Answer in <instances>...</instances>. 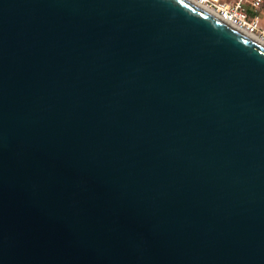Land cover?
I'll use <instances>...</instances> for the list:
<instances>
[{
  "label": "water",
  "instance_id": "water-1",
  "mask_svg": "<svg viewBox=\"0 0 264 264\" xmlns=\"http://www.w3.org/2000/svg\"><path fill=\"white\" fill-rule=\"evenodd\" d=\"M0 264H264V47L186 0H0Z\"/></svg>",
  "mask_w": 264,
  "mask_h": 264
},
{
  "label": "built area",
  "instance_id": "built-area-1",
  "mask_svg": "<svg viewBox=\"0 0 264 264\" xmlns=\"http://www.w3.org/2000/svg\"><path fill=\"white\" fill-rule=\"evenodd\" d=\"M201 1L222 22L264 41V25L258 16L264 6V0H233L229 4L221 3L220 0Z\"/></svg>",
  "mask_w": 264,
  "mask_h": 264
},
{
  "label": "bare ground",
  "instance_id": "bare-ground-1",
  "mask_svg": "<svg viewBox=\"0 0 264 264\" xmlns=\"http://www.w3.org/2000/svg\"><path fill=\"white\" fill-rule=\"evenodd\" d=\"M187 2L191 3L192 5L198 7L199 9L205 11L206 13L212 15V16H215V14L210 11L208 8H206L204 5H203V2L201 0H186ZM244 35H246L244 32H242ZM248 36L249 38H251L252 40L256 41L257 43H259L260 45H262L264 47V41H261L259 39H257L256 37H253V36H249V35H246Z\"/></svg>",
  "mask_w": 264,
  "mask_h": 264
},
{
  "label": "rangeland",
  "instance_id": "rangeland-1",
  "mask_svg": "<svg viewBox=\"0 0 264 264\" xmlns=\"http://www.w3.org/2000/svg\"><path fill=\"white\" fill-rule=\"evenodd\" d=\"M233 0H220L221 3H231ZM259 19L261 20L262 25H264V6L261 11L258 13Z\"/></svg>",
  "mask_w": 264,
  "mask_h": 264
}]
</instances>
